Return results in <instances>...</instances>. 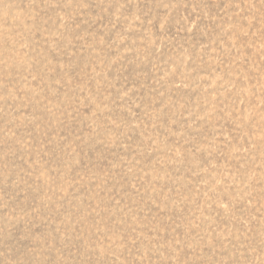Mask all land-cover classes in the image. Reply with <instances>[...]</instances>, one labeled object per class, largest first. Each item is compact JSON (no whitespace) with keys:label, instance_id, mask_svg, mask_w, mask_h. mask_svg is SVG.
Wrapping results in <instances>:
<instances>
[{"label":"rangeland","instance_id":"obj_1","mask_svg":"<svg viewBox=\"0 0 264 264\" xmlns=\"http://www.w3.org/2000/svg\"><path fill=\"white\" fill-rule=\"evenodd\" d=\"M0 264H264V0H0Z\"/></svg>","mask_w":264,"mask_h":264}]
</instances>
